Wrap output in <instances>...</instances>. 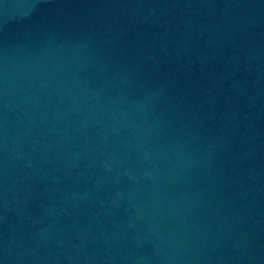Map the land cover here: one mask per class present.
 Instances as JSON below:
<instances>
[{"label":"water","instance_id":"95a60500","mask_svg":"<svg viewBox=\"0 0 264 264\" xmlns=\"http://www.w3.org/2000/svg\"><path fill=\"white\" fill-rule=\"evenodd\" d=\"M0 264H264V0H0Z\"/></svg>","mask_w":264,"mask_h":264}]
</instances>
